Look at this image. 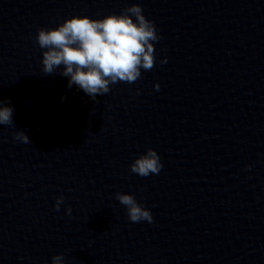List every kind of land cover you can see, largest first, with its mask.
<instances>
[{
    "label": "clouds",
    "instance_id": "9594fccd",
    "mask_svg": "<svg viewBox=\"0 0 264 264\" xmlns=\"http://www.w3.org/2000/svg\"><path fill=\"white\" fill-rule=\"evenodd\" d=\"M160 39L154 22L145 17L138 3L122 9L120 14H109L101 19L73 16L55 28L38 29L35 37L44 50V74H53L63 66L60 74L69 77L68 87L76 85L93 100L97 95L109 93L113 84L135 83L142 69L150 71L156 64L155 43ZM165 62L166 58L161 61ZM156 88L159 89V84ZM13 111L0 101V125L14 123ZM15 138L30 142L23 131L15 133ZM162 167L158 153L148 148L130 165V172L147 177L158 174ZM116 199L126 207L131 222L153 221L151 211L138 203L134 195L118 192ZM63 202L64 197H57V211ZM67 211L70 214L71 208ZM64 259L63 254L55 255L52 264H64Z\"/></svg>",
    "mask_w": 264,
    "mask_h": 264
}]
</instances>
